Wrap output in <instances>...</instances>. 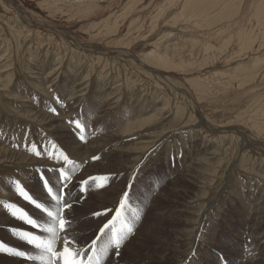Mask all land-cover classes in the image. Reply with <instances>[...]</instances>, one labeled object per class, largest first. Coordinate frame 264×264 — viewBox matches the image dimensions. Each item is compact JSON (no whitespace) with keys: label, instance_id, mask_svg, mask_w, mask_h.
I'll use <instances>...</instances> for the list:
<instances>
[{"label":"bare ground","instance_id":"bare-ground-1","mask_svg":"<svg viewBox=\"0 0 264 264\" xmlns=\"http://www.w3.org/2000/svg\"><path fill=\"white\" fill-rule=\"evenodd\" d=\"M10 2L15 3L14 0H0L3 5ZM37 2L33 5L38 11L35 14L39 15L41 20L37 18L38 16L25 12L20 6L13 5L16 10L13 16L20 19L23 26L25 25L22 32L23 29L18 28L17 24L12 27L10 20L1 17L3 13L0 15V26L5 34L0 38L1 97L8 92L5 80L9 79L12 73L6 57L13 51H9L10 46L12 44L18 46L22 41L24 43L26 41L29 44L27 49L37 51L33 54L28 53L26 74H23L24 82L17 85L15 83L16 93L13 94H16L14 96L20 105L15 103L13 106L18 105L21 109L19 114L18 111L16 113L20 119L17 122L21 125L26 124L32 130L44 132L41 134L42 137H49L51 133L55 138L58 136V140L63 139L67 135L63 132L64 126L61 123V120L65 119L63 111L59 112L62 119H54L48 116V113L41 114L35 110L39 114L37 116L35 112L29 111L32 101L27 99V94L48 97L55 91L57 97L62 91L66 93L68 87L67 102L74 103L81 102L86 95H92V109L95 113L93 120L99 121L98 119L107 116V120L110 121L108 116L111 112L118 116L115 125L109 124L99 135H92L93 138L88 143L78 144L71 135L73 138L68 139L74 141H67L65 146L62 144L63 150L74 155L85 171L86 168L90 169L89 160L94 155L88 151L94 150L98 144L106 146L109 153L131 154L132 161L138 165L143 163L142 159L145 156L148 158L157 151H167L170 148L174 150L175 144L161 141L166 135L174 132L172 128L176 124L179 125L180 131L186 137L179 143L180 149L177 150L180 152L184 149L181 152L183 157L185 152H189L185 149V141L193 144L192 148L195 150L187 153L190 161L181 165L187 171L184 169V174L181 172L182 174L175 176L170 183L165 182V187H160L156 192V195L166 200L173 196L177 205H181L180 213L174 215L178 219L173 231L174 237L171 241L168 240L170 244L167 248L170 252L164 250L163 257L169 255L172 264H204L213 261L210 249L224 253L225 247L219 231L224 230L225 225L234 237L232 239L234 245L229 250L235 258V264H264V104L262 103V107L259 108L258 103V109L252 113L251 107V111H248L252 115L243 114L248 112L243 110L244 106L253 103L264 91V0H37ZM56 18L62 19L66 24H61L62 21L53 22ZM45 40L47 43H56L52 59L48 58L52 50L41 54L42 57L39 54ZM27 49L25 52H28ZM214 49H217L215 51L218 53L217 56L229 58L225 63L221 60L216 61L215 65L221 66V69L215 67L213 60L209 63V55ZM224 50H228V56ZM11 59L13 60V57L9 58ZM194 59L199 63L194 64ZM9 64L11 66V63ZM223 64H227L229 68L222 67ZM109 67L116 72L115 79L110 78V74L105 72ZM92 76L94 78H91ZM206 95H213L215 98L209 101L203 97ZM260 99L262 100V97L259 101ZM224 110L227 113L224 114ZM234 118L237 120L232 121ZM167 125L169 127L164 130ZM157 130L159 133L155 135ZM24 134L22 132L19 135ZM108 140H112L114 144L108 146ZM130 144L136 146L126 147ZM1 145L0 170L9 167L24 173L30 168L52 166V162L45 159V156L37 159L38 156L17 150L13 145L7 144L3 147ZM35 148L32 149L36 150ZM242 152L246 154L240 155ZM134 164L128 167L127 171L134 169ZM231 169L239 170L240 175L234 180L229 175ZM12 170L10 169L11 174L14 172ZM20 173L19 177L23 176ZM183 177L193 179L187 180L190 186L186 190L177 191V185H183ZM225 177L228 182L223 184L221 193L224 195L217 196L218 199L210 203L208 196L215 188H219ZM119 184L116 183L111 189L118 188ZM55 188L57 189L56 186ZM236 188L240 190L237 191ZM1 189L2 186L1 202L5 203L9 198L15 201L8 189L6 197L3 196ZM120 197H108V205L115 208ZM149 197H142L146 204L140 207L145 211L140 213L141 215H149L152 211L153 207L147 203ZM72 199L74 195L67 201ZM23 203L17 204L21 206ZM44 203H49L47 205L50 210L55 207V203L46 199ZM214 205L217 207L213 212L215 215L207 222L208 212L212 213L209 209ZM231 213H236V218L243 223L241 229L232 227ZM64 216L68 217V211L64 212ZM8 219L7 216L4 217L0 225L5 224ZM46 221L52 223L51 218ZM49 236L51 242L52 234ZM247 239L250 240L249 244ZM133 240L132 237L122 245V250ZM10 244L14 245L12 247L26 246L18 240H12ZM106 245L107 247L100 248L102 261L98 260L99 264H116L117 256L113 251L115 246L109 242ZM245 245L251 248V253L243 252ZM53 247L60 250V242L56 241ZM95 248L99 250L98 245ZM32 253L35 259L31 256L26 263L19 261L13 263L47 264V254L42 251V246L41 249H33Z\"/></svg>","mask_w":264,"mask_h":264},{"label":"rangeland","instance_id":"rangeland-1","mask_svg":"<svg viewBox=\"0 0 264 264\" xmlns=\"http://www.w3.org/2000/svg\"><path fill=\"white\" fill-rule=\"evenodd\" d=\"M33 1H35V2H33ZM33 1L32 0L31 1L30 0H27V1L26 0H14V2L16 4L15 3L13 4V2H10L9 4L4 3L5 5L0 3V15H1V13H3L1 15V17L4 16V17H6V18H4L5 20H8V21L10 20L12 27L17 24L18 28L21 27L23 29V30H21V32H22L25 29V25L23 26L22 21L20 19H16V16H13L16 12L14 6L15 5L20 6L25 12L28 11L31 15L33 14L34 16H38L37 18H39L40 16L35 14L38 11H37V9H35V7L33 5L34 3H38V2H37V0H33ZM5 6H7L6 9L3 8ZM39 19L41 20V18H39ZM58 21H62L61 24H63V25L66 24L65 21H63L62 19H58V18H56L53 22H58ZM20 23L22 25H20ZM18 28H17V30H19ZM3 35H5V34H4V31H2V27L0 26V38L3 37ZM43 42H44L43 43L44 45H42L43 48H41L39 46V48L42 49L41 51H39L40 52L39 54L44 55V53L47 52L48 50H52L51 56L48 57L49 59H52L54 57L53 54L55 53L54 50L56 49L55 48L56 43L55 42L52 44H51V42L47 43L46 40ZM27 44L28 43L26 41H25V43L22 41V43L18 46H16L15 44H12L13 47L10 46L9 51L10 50H13V51H10V53L6 55V57L8 58L9 70L11 69L12 73H11V77L9 79L5 80V84L7 86L8 92L6 94L2 95V97L0 96V127H1L0 128V145H1V143H2V145H1L2 147L4 145H7V144L13 145L14 148L17 150L24 151L25 153L27 152V154L29 153L32 156H34V155L38 156L37 159H40V157L43 158L45 156V159L47 158V160H50L52 162V164H51L52 166H51V168L50 167H42V166L37 167V169L36 168H30V169L25 170L24 173H20V172H17L16 170H12V168H9V167H6L7 169L4 168L3 170H0V171H2V172H0V187L2 186L1 191L3 192V196L4 195H5V197L7 196L6 194H7V189H8V192L11 194V196L16 201L15 202V201L11 200L10 198L8 201L6 200L7 202L5 201V203L0 201V217L2 216L0 218V222L6 216L9 218L8 220H6L5 224L0 225V247L3 246L4 248L9 249V251H6V252L0 251V255L2 256V257L0 256L1 257L0 258V264H14L13 261H19V262H25L26 263L28 260H30L31 256H33L31 258L35 259L34 254L32 253V250L35 249L34 248V242H37L40 239H45V240H48L50 242L49 234H51V233H48L46 231V229L51 227V225H52V227H55V225L53 223L46 221V219L50 218V217H48L47 212L51 211V210H50V207L47 205L49 203H44V199H46L48 202H51L53 204H54V202L49 195L50 193H45V190H48V191L52 192L53 194H56L55 186L58 188L57 185L59 183V178H57V177H63V175L71 176V179L68 180L70 182V184L68 185L66 192L73 193V195H74V199H72L71 201L68 200V202H71V204H72L71 208H73V210L70 208V209L64 210V212L68 211V217L67 218L70 219V221H71V229L69 231V235L74 237L75 240L80 239L79 241H75V244H74V246H76V247H74L75 249H81V248H83V246L85 244L90 246V242L93 239V236L95 234H97V235L99 234L100 237L101 236L102 237H101L99 243L97 244L99 246V250H96V253L100 254L101 253V250H100L101 246H106V244L111 239H113V237L119 239L122 234H125L126 237L124 236V238H126L127 241L123 240L122 241L123 243L121 242L119 248L118 249L114 248V250H113V251H115L116 256H117V259H116L117 263L116 264H125V263L126 264H145L147 262L149 264H172V262L169 258L170 257L169 255L165 256L166 258L163 257L164 256L163 251L166 250V252L167 251H168V253L170 252V250H168L167 247L170 244L169 241H171L174 237V235H173L174 227L178 223V219L174 215L175 214L177 215V213L178 214L180 213L179 206L181 207V205H177V203L174 201L173 196L166 200L163 197L156 195L157 194L156 192L160 187H165V184H166L165 182L170 183L169 181L174 179L175 176L178 177L180 174L185 173L186 169H185V167H182L181 165H184L190 161L187 153L195 150V148H192L193 144L189 143L188 141L184 142L185 143V149H188L189 152H187V153L185 152L184 157H183L181 155V152H183L184 149H182V151H180V152L177 149H180L179 143L186 136H184L183 132L180 131V129H179L180 126L176 124L174 126V128H172L175 133L171 132L170 134L166 135L164 137V139L161 141L162 143H165V141L166 142L170 141L173 144H175L174 150H172L170 148L167 151L166 150L157 151L156 153L151 154L148 158L145 156L142 159L143 163L138 165V164H134V161H132L133 159H131L132 158L131 154H127V153H123V152H120V153L110 152L109 153L107 148H105L106 146L104 147L103 144H101V145L98 144L97 147L96 146L94 147V150L91 149L88 152H93L94 155H92V157L98 156L99 160L96 159L94 161L88 153V156L91 157V158L89 157L91 159V160H89V163L91 165H90V169L87 170V168H86V171H85V169L77 162V158L74 155H71L69 153V151H67L65 149H64L65 150V152H64L63 145L65 146V144H67L68 142L74 141V140L68 139V138L72 137L71 135H73L75 141L77 143L78 142L81 143V145L88 143V141H91L90 139L93 138L92 135H99V133H101L105 130L106 126H108L109 124H114L117 121L118 115L115 112H111L108 116L110 121H108L107 116H105V117L101 118V120L98 119L99 121H97V119H94V120H96L94 123L93 117H95V113L92 109V102H93V100H92L93 96L92 95H86L81 100V102H75L74 103V102H67L66 95H67L68 87L66 88V93H65V91H62L61 94H59L57 97H56L57 92H55V91L52 92L50 94V96H48V97L46 95H38L37 96L28 87L29 91L31 93H33V94H27V99H29L30 102L32 101L31 106L29 108V111L35 112L37 114V116H39V114L37 112H40L41 114L42 113L43 114L48 113L47 115L53 117L54 119H62V118H60L61 115L59 113L60 110H62L63 111V117H65V119L63 118L61 120V123L63 124L64 128L66 127V129L63 128V132L67 135L65 136V138L59 139V140H58V136H56V138H55V136L51 135V133H50V136H52V138L50 136L49 137H42L41 134H44V132H41L39 130H32V129L28 128V126L26 124L21 125V123L17 122V121H20V119L17 117L18 116L17 114H19L21 109H20V106H18V105H20V102L17 103L18 100L14 96L16 94H13V93H16L14 91L15 90L14 88L20 82L21 83L24 82V75L23 74H26L25 72H26L27 65H28L27 59L29 57L28 53L31 52V54H33V52L34 53L37 52V51H34L32 49H27L28 48ZM4 46L6 47L5 44H4ZM24 48L27 49L28 52H25L26 50ZM186 49H187V46H186ZM215 51H217V49L216 50L214 49L213 52L210 53L211 55H209V59H210L209 63H211L210 62L211 60H213L214 65H215L217 60H221V61H223V63L228 61L229 58H225L223 56H217L218 53H216ZM218 51H220V50H218ZM224 51L227 52L226 56H228V50H224ZM23 53L24 54L27 53V54L24 56ZM13 54H14V56H13ZM43 55H41V57ZM11 57H13V60L12 59L9 60V58H11ZM20 58H22V60L24 62ZM194 60L196 62V63L194 62V64L199 63L197 59H194ZM13 61H14V63H13ZM9 63H11V66ZM231 63H233V62H231ZM13 65L16 69L15 68L13 69ZM226 65L227 64H223L222 67H224ZM235 65L236 64L234 62V66ZM23 66H24V68H23ZM215 67H219V69H221V66H219V65L218 66L215 65ZM226 68H229V67L226 66ZM21 69H25V70H21ZM62 70H63V68H62ZM105 72L110 74V78L115 79L116 72L111 67H109L107 69V71H105ZM91 78H94V77L92 76ZM15 83H16V85H15ZM11 84L14 86L12 87ZM139 86H140V84H138V87ZM184 89L188 90L186 88H184ZM7 94H9V96ZM263 94H264V91L262 92V95ZM262 95L260 94V97H262V100L260 99V101H259L260 97L257 96L258 98L256 97V99L253 103L250 102L247 104V106L245 105L244 106L245 108H243V110L244 111H246V110L251 111V107H252V111H251V113H252L258 107V103L260 104L259 108H260V106L262 107V105L264 104V97H263L264 95L263 96ZM6 96H8V97H6ZM208 96H210V97H208ZM203 97H205L206 99H209V101H210V99L215 98L213 95H206ZM14 99L16 100V102ZM217 100H218V97H216V101ZM15 103L18 105L14 107L13 104L16 105ZM254 103H257V105L255 104L256 105L255 106ZM249 104H250V107H249ZM9 107L11 110L9 109ZM5 108L6 109L8 108V109L6 110ZM53 108L56 109V112H58V114H54L52 111H50ZM12 110H13V112H12ZM17 111H18V113H17ZM244 111H242V113ZM250 111L245 112L243 114H248V113H250ZM220 112H223V111H220ZM223 113L225 114V113H227V111L224 110ZM68 114H69V116H68ZM58 115H59V118H58ZM13 116H14V118L15 117L16 118L14 119ZM248 116H249V114H248ZM248 116H247V118H248ZM5 117H7V118H5ZM236 120L234 118V120H232V121H236ZM73 122L80 124L79 130L75 127V123H73ZM167 127H169V125L165 126L164 130ZM175 130H177V131H175ZM22 132H24L25 134L23 136H20L19 134L20 133L22 134ZM166 132H167V129H166ZM158 133L159 132L157 130V131H155L154 134L157 135ZM172 135L174 138L172 137ZM82 136L84 137V139L80 138ZM54 138H55V140H54ZM133 141L134 140H132V142ZM62 142H64V143H62ZM108 143H109L108 146L114 144V142L112 140H108ZM17 145H23V147H17ZM128 146L134 147L136 145H132V144L126 145V147H128ZM32 148H35L36 150H34ZM244 153L246 154V152H242L240 155H242ZM66 156L68 157L69 160H71L73 163H75L77 165L75 168H72L71 165H69L65 161L64 158ZM256 157H258V156H256ZM101 161H103V162H101ZM115 161H118V162H115ZM100 164H102V165H100ZM133 164H134V166H133L134 169L130 170L131 171V173H130V171H127V170H128V167H132ZM99 166H100V168H99ZM10 169L12 170V172L14 171L13 174H11ZM125 169H126V171H125ZM225 170L226 169L224 168L223 171H225ZM233 171H234V173H233ZM235 171H237V170L231 169L229 171V175L231 176L232 180H234L235 178H237L238 175H240L239 170L236 173H235ZM19 173H20V175H23V176L19 177ZM232 174H234V176H232ZM5 177H6V180H5ZM89 177L90 178H96L95 183L92 184V186L90 188H88V186L86 184L81 183V181L87 180ZM243 177H245V175ZM183 179H184L182 181L183 185L182 186L177 185V187H178V188H176L177 191L186 190L190 186L189 183L187 182V180L193 179V178L186 179L185 177H183ZM226 181H227V177L223 178L222 182L220 183L219 188L218 189L215 188V191L210 193L211 195H209V194H208L209 196L207 195L208 200H210L209 201L210 203L211 202L214 203L218 199V197L220 195H222L221 192L223 190V187H224ZM116 183L117 184L123 183V184H121V185L119 184V187H121V188L118 187V188H114L112 190L111 188L114 187ZM242 187H243V185H242ZM82 189H85V190H82ZM236 190L238 191L240 189L236 188ZM20 193H21V195H20ZM101 194H103V196H101ZM41 195H43L42 199H41ZM73 195L69 196L68 194H66L65 199H67V197L69 199ZM212 195H213V197H212ZM110 196H114V197L115 196L116 197L121 196L119 199V202L117 203L115 208L113 207V205H108L109 202L107 201V198ZM222 196H221V198H222ZM79 197H81L82 199H79ZM142 197H146V198L149 197V200H147L148 206L150 204L151 205L150 207L151 208L153 207L152 211L149 213V215H147V214L141 215L140 214L143 212L145 213L143 208H140L142 205L144 206L146 204L145 203L146 201L144 202ZM151 200L153 201L152 204H151V202H152ZM17 201L19 203H23V202L24 203H23V205L20 206L17 204L18 203ZM85 201L88 204H86ZM173 201H174V203H173ZM82 203H84V205ZM154 204H155V206H153ZM109 206L111 207L110 210H109ZM216 209H217V207H215V205H214V207L209 209V211L212 213L208 212V214H209L208 218L209 219H207V222H209V220L213 217V215H215V213H213V212H215ZM69 212H71V214H69ZM82 213H84V214H82ZM94 213H96L97 215H93ZM118 213H119V215H118ZM73 214H74V216H73ZM167 215H169V216H167ZM230 215H231V219L233 221V223L231 224L232 227L241 229L243 226V223L241 221H239L238 218H236L237 214L231 213ZM148 217H150V218H148ZM97 218H98V220H97ZM92 219H94V220H92ZM78 222H80V223H78ZM97 222H99V223H97ZM93 223H95V224H93ZM80 225H82L83 227ZM105 225H107L108 227L105 228ZM171 226H173V227H171ZM129 227H131L133 229V231L131 233H127V229ZM100 228H105L103 233H101V231H99ZM169 228H172V230ZM225 228L226 227L224 225V228H223L224 230L220 229L221 231H219V236L222 237L223 244L225 247L224 253H222V251H216L215 252L216 249H210L209 253L212 256L213 261H209V262L204 263V264H235V262H236L235 258L232 256L231 250H229L231 248V246L234 245V242L232 241V239L234 237L230 234L229 229L228 228L225 229ZM71 231H73L74 233H72ZM138 234H140V235H138ZM132 237L134 238V240L131 243L127 244L128 250H127V248L122 250V245H124L126 242H128ZM25 238L28 240H31V242H28ZM85 239H86V241H85ZM12 240L22 241L23 243H25L26 246L25 247H12V246H14V245L10 244ZM167 241H168V243H167ZM246 241L248 244L250 243L249 239H247ZM76 243H79V244H76ZM159 245H160V247H159ZM37 249H41V246L37 247ZM152 249L153 250L156 249L157 251L156 250L153 251ZM244 249H243V252L245 251L246 253H249L251 251V248H248L247 245H245ZM239 251H241V249ZM18 252L24 253V255H17L16 253H18ZM152 255H154V256L151 257ZM100 256H101V254H100ZM48 258H49L48 255H46V261H47L46 263L47 264H49ZM10 259H12V260L10 261ZM94 263L97 264L98 261L94 262ZM22 264H24V263H22Z\"/></svg>","mask_w":264,"mask_h":264},{"label":"snow or ice","instance_id":"snow-or-ice-1","mask_svg":"<svg viewBox=\"0 0 264 264\" xmlns=\"http://www.w3.org/2000/svg\"><path fill=\"white\" fill-rule=\"evenodd\" d=\"M54 114H58L56 112V109H51ZM75 123V122H73ZM75 127L79 130L80 124L75 123ZM81 139H84V137H80ZM17 147H23V145H17ZM65 161L71 165L72 168L76 167L77 165L73 163L71 160L68 159L66 156ZM93 160L99 159V157H92ZM71 179V176L69 175H63L62 182L60 186L56 189V194L54 197H52L55 207L53 210L48 211L47 215L51 218L52 223L55 225V227H49L46 229L48 233L52 234L51 242L48 243L47 251L51 252L54 257V264H86V260L84 257H87V252L81 254L78 250L74 248L75 244V238L71 237L69 235V231L71 229V221L66 216L63 215L64 209H70L72 207L71 202H68L64 196L62 195L63 192V185L65 181H68ZM96 178H88L87 180L81 181L82 184H86L88 188L92 186V184L95 183ZM85 190V189H82ZM62 201V202H61ZM93 215H97L94 213ZM119 215V213H118ZM108 226L105 225V228ZM105 229H101V233L104 232ZM133 229L129 227L127 229V233H131ZM60 233H63V235H60ZM125 234H122L119 239L113 237L109 241V244H112L115 246L116 249L119 248L121 242L124 239ZM56 241L60 242V250H56L53 245L56 243ZM96 241L92 242L91 247H95ZM37 247H40V245H37ZM107 247V245H106ZM0 251H9L7 248L0 247ZM88 251H91V248L88 249ZM17 255H24V253H16ZM89 259H98L95 255L92 257H89Z\"/></svg>","mask_w":264,"mask_h":264}]
</instances>
